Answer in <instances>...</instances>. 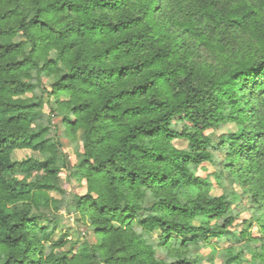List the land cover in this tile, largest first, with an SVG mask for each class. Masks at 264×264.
Instances as JSON below:
<instances>
[{
    "label": "trees",
    "instance_id": "1",
    "mask_svg": "<svg viewBox=\"0 0 264 264\" xmlns=\"http://www.w3.org/2000/svg\"><path fill=\"white\" fill-rule=\"evenodd\" d=\"M243 33L264 49V0H0V264H199L198 244L243 211L259 236L237 232L244 250L223 264H264V51L219 71L201 60ZM45 106L83 140L75 212L100 244L66 246L49 226L69 162L49 123L34 128ZM218 162L220 187L233 178L213 196L191 167Z\"/></svg>",
    "mask_w": 264,
    "mask_h": 264
},
{
    "label": "rangeland",
    "instance_id": "2",
    "mask_svg": "<svg viewBox=\"0 0 264 264\" xmlns=\"http://www.w3.org/2000/svg\"><path fill=\"white\" fill-rule=\"evenodd\" d=\"M264 49L256 39L249 34H236L225 37V50H215L208 51L203 54L201 60L204 64L212 71H219L226 68L228 65L237 63L238 61L254 58L263 53ZM44 74V75H43ZM41 76L34 71L33 81L35 82L36 96H43L50 86V80L42 73ZM39 116L36 118L34 123V128L38 130L41 124L49 123L51 125V130L49 136L52 140L57 143L60 151L65 156L66 160L69 162L67 170H63L61 173V180L59 181V189L56 191H50L49 196L51 202L47 208V213L53 219L49 223L51 229L56 230L55 238L58 240L60 237L65 236L67 245L69 243L79 241L81 244L89 242L92 244H100L101 239L97 236L88 219H81V216L75 212V205L79 196L86 193L85 180L79 174L78 162L83 153V140L81 137H71L66 132V127L63 124V118L66 112L64 110L51 111L48 106L45 109L39 110ZM45 122V123H44ZM235 130L232 125L221 126L219 129L209 130L206 134L213 137L218 141L219 137L222 135L230 134ZM173 144L178 148H185L188 145V141L185 139H176ZM219 158L223 156L216 151ZM192 171L204 178L210 179L213 183L214 188L211 191L213 196H220L224 193H229L230 180L233 176L229 171H226L228 177L227 187H220L217 181V177L214 172H224L223 165L218 162L217 166L205 163L202 165L192 166ZM42 175L39 173H33L30 177V181L35 183L37 180L42 179ZM233 193H230L231 198L235 199L237 195L243 193V187L241 184L234 183L231 189ZM152 199L145 200V206L149 207L153 204ZM241 202H247V198L241 199ZM240 205V201L233 202V206ZM251 215L248 211L241 212V215L236 220L233 227L230 229L229 233L225 238L221 240H216L215 238L203 239L198 246H201V251L199 255V264H223L224 259L227 255V250L232 249L235 254L242 252L244 250L243 245L238 242L237 232H242L248 230L253 236L258 237L259 232L256 226L252 223L250 219ZM155 233V237H156ZM49 251L50 244H46ZM199 251V249H194ZM249 258L250 254H245ZM246 264V263H244Z\"/></svg>",
    "mask_w": 264,
    "mask_h": 264
}]
</instances>
